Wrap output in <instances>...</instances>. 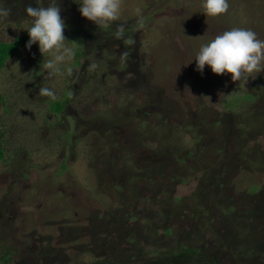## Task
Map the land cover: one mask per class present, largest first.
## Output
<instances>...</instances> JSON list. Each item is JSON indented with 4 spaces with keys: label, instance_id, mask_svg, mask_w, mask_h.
<instances>
[{
    "label": "rangeland",
    "instance_id": "1",
    "mask_svg": "<svg viewBox=\"0 0 264 264\" xmlns=\"http://www.w3.org/2000/svg\"><path fill=\"white\" fill-rule=\"evenodd\" d=\"M49 2L0 0L11 9L0 41L28 33L25 8ZM79 2L59 0L64 35L79 44L60 72L47 76L50 55L36 43L0 73V264L7 253V264H264V124L246 120L259 102L264 114V100L243 101L264 88V71L245 84L207 65L201 74L195 61L232 28L264 40V0H228L218 17L206 15L205 0H123L112 27L83 18ZM117 24L127 26L131 47L114 38ZM41 87L57 99L40 96ZM64 94V111L52 112ZM108 112L120 114L119 129ZM145 120L161 124L149 135ZM159 135L179 145L169 148L173 156L154 154ZM246 146L250 163L240 159ZM137 167L148 168V180ZM178 198L188 200L176 207Z\"/></svg>",
    "mask_w": 264,
    "mask_h": 264
},
{
    "label": "clouds",
    "instance_id": "2",
    "mask_svg": "<svg viewBox=\"0 0 264 264\" xmlns=\"http://www.w3.org/2000/svg\"><path fill=\"white\" fill-rule=\"evenodd\" d=\"M123 0H80L79 12L81 16L98 26L113 24L119 20ZM203 7L207 16L218 17L228 12V0H205ZM25 14L31 18L30 27L27 29L29 41L27 49L33 44H39L42 56L47 53L50 58L42 63L47 76H54L61 71V65L70 62L74 58V51L70 45H79L70 42L64 35L66 24L61 17L59 0H50L46 6L33 7L29 4L25 8ZM140 14V9L137 8ZM11 15V9L0 7V19H6ZM139 27H143V16L137 20ZM125 24H117L114 29V38L125 41L130 47L135 43L131 36L126 37ZM190 38V37H188ZM10 40V39H9ZM130 51H124L119 55L122 64H127ZM196 70L201 74L205 66L211 68L215 75L229 74L234 82H248V79L264 71V40H260L257 34L244 28H232L216 35L209 43L202 45L196 58ZM98 67L97 63L89 66V71ZM69 73L71 68L68 69ZM39 95L57 99L55 91L48 87H41ZM210 100L209 97H205Z\"/></svg>",
    "mask_w": 264,
    "mask_h": 264
},
{
    "label": "trees",
    "instance_id": "3",
    "mask_svg": "<svg viewBox=\"0 0 264 264\" xmlns=\"http://www.w3.org/2000/svg\"><path fill=\"white\" fill-rule=\"evenodd\" d=\"M29 39H30V37H29V34L28 33H26L25 35H23V36H21V37H19V38H17L14 42H12V43H5V42H2V41H0V73L2 72V70L5 68V66H6V63H7V61L11 58V56H13L14 54H16L17 52H18V50L22 47V46H24L25 44H27L28 43V41H29ZM75 55H76V57H77V59L76 60H78L79 58H80V55L79 54H77V53H75ZM75 64H78V62L77 61H75ZM123 65L124 64H120V67L122 68L123 67ZM244 97V99H243V101H251V100H255V99H262V100H264V88H262L261 87V90L259 91V94L257 95V97L256 96H254V99L252 98V96L251 95H246V96H243ZM4 100H3V98L1 97V95H0V103H2ZM68 101H69V97H68V94H64L63 95V98L60 100V101H58V102H53L52 104H51V110H52V112H54V113H62L63 111H64V109H65V105L68 103ZM263 103H264V101H263ZM261 104H262V102H259V105L257 106V107H255L256 109L254 110L255 111V113H250L247 117H246V120H247V123H249L250 122V125L252 124V120L253 119H255V125H257L258 126V128L260 129L261 128V126L263 127V124H264V114L262 115V113L260 112V111H262L261 109H260V106H261ZM133 109V108H132ZM262 115V116H261ZM118 117H120V114L118 113L117 115L116 114H113V113H111V112H108L107 113V120H106V122H111L112 123V126H114L113 128L115 129V128H117V129H119L120 128V126L116 123V120H117V118ZM144 121V120H143ZM143 121H142V129L147 133V134H149V135H151L153 132H156L155 131V129L158 127V126H160V124L161 123H159V125H155V126H149L150 128H148V127H146V126H148V123H147V120H145L146 122L145 123H143ZM245 122V121H244ZM246 123V122H245ZM246 123V124H247ZM248 125V124H247ZM253 125H254V123H253ZM119 126V127H118ZM241 126H244L243 125V123H241ZM121 128H123V127H121ZM171 132H173V131H171ZM1 133V132H0ZM174 133V132H173ZM1 135V134H0ZM161 136L159 135L156 139H155V141L153 142V144H155V147L152 149V151H154L155 153L154 154H156V155H158V156H167V155H170V156H173L174 154H175V152H173V153H169V148H171L172 146H178L179 147V145H177V143H175V140H170V141H168V140H164V139H161L160 138ZM194 137V136H193ZM194 139H195V137H194ZM193 139V140H194ZM1 142V141H0ZM135 142V141H134ZM161 142H164V144H165V148H163V146L161 147ZM136 143V142H135ZM142 146H145V147H143V148H147V149H151V147L150 146H146V144L145 143H143V142H141L140 143ZM116 149H117V147H115ZM119 150V149H118ZM199 150V148L197 147L196 148V151H198ZM250 149H248V147L246 146L244 149H242L241 150V157H240V159H243V160H245V158H247V161L250 163L251 161H250V159H248V155L249 154H247L248 153V151H249ZM187 154H188V156H189V158L191 159L192 158V155H193V152H191V151H187ZM174 158H176V157H174ZM3 159V150L1 149V147H0V160H2ZM124 162H125V164H126V166H127V168L128 169H133V162H131L130 161V157H129V155L127 154L126 156H125V158H124ZM183 163V165H184V173L186 174L188 171H190V169H188L187 168V166H185V163L184 162H182ZM166 163H164V162H161V163H157L156 165H158V167L159 168H162L164 165H165ZM130 167V168H129ZM63 169V168H62ZM148 168H136V169H134V170H138V173H136V175L137 176H139V177H145V179L146 180H148L149 179V177L147 176V172H148V170H147ZM155 169V168H154ZM192 172V171H191ZM200 172L202 173V176H205V175H207V172L204 170V168L203 169H201L200 168ZM194 174V173H193ZM134 175V174H133ZM175 177H177V176H175ZM175 177H173V178H175ZM173 178H171L172 180H173ZM184 180H186V179H184ZM255 192V191H254ZM254 192H252V193H254ZM138 198H137V200H140V199H143L144 197L143 196H137ZM140 198V199H139ZM136 200V201H137ZM186 200H188V199H177V200H175V201H178L179 203L178 204H174L176 207H180L182 204H184L185 203V201ZM162 209H160L159 210V214L160 215H166V209H164L165 207H161ZM227 209H228V212H232L233 211V208L232 207H227ZM255 211V210H254ZM253 212V211H252ZM226 213V215H227V212H225ZM233 216V215H232ZM232 216H230V217H232ZM237 216V215H236ZM148 217H150V215H148ZM226 222H228V221H226ZM231 225H233V222H231V224H230V226ZM234 225H236V224H234ZM165 233H166V236H169L170 234H171V231H170V229H167L166 231H165ZM132 240V239H131ZM246 241H248L249 242V239H248V237H247V240ZM181 247H183V245H181ZM178 249H181V248H178ZM10 259V254L9 253H7V255L2 259V261H3V264H7V262H8V260Z\"/></svg>",
    "mask_w": 264,
    "mask_h": 264
}]
</instances>
